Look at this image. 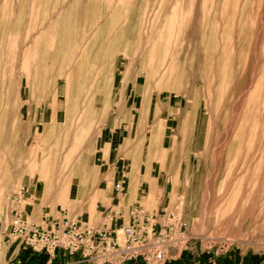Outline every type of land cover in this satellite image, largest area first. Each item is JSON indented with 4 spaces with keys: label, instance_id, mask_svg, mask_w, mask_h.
<instances>
[{
    "label": "rangeland",
    "instance_id": "rangeland-1",
    "mask_svg": "<svg viewBox=\"0 0 264 264\" xmlns=\"http://www.w3.org/2000/svg\"><path fill=\"white\" fill-rule=\"evenodd\" d=\"M32 1L0 0V227H8L9 232L14 209L23 214V206L37 205L28 197L27 187L37 184L35 190H39L44 179L46 193L47 178L53 175L55 216L60 217L61 210L68 214L90 211L89 223L96 226L99 222L93 219L101 216L95 205L104 199L91 204L81 200L85 196L81 191L75 201L69 195L71 190L70 197H75L76 183L94 180V165L99 167L98 188L106 177L97 149L105 124L112 125L111 115L117 112L124 121L113 127L125 131L118 152L126 174L137 161L138 172L148 169L157 184L169 180L162 207L177 209L187 233L227 237L264 251V0H150L145 5L147 10L150 7L146 19L152 27L149 37H140L143 42L137 45L140 59L136 62L154 69L155 88L150 92L153 112L142 124L139 135L143 140L133 154L125 141L138 135L129 125L139 114L137 106L131 109V103H117L122 74L116 68L125 62L121 56L112 61L116 71L111 81L110 76L106 78L110 90L99 88L96 75H82L78 81L71 77L68 86L63 76L58 103L52 90L54 76L48 82L42 75L20 76V64L31 68L36 62L31 61L35 53L30 51L35 43L45 48L40 53L42 64L54 68L55 63L50 58L54 42L35 35L43 12ZM34 10L38 16L31 22ZM11 24L17 26L8 27ZM152 37L157 39L155 59L147 58L154 54L148 51ZM56 62L71 67L76 61ZM101 65L102 59L97 65L82 63L90 73ZM135 77L136 86L142 89L143 72L137 70L133 83ZM104 97L108 103H103ZM169 100L179 107L181 121L185 119L179 130L182 140L178 145L174 142L173 148V141L164 136ZM178 119L169 120V125ZM149 128L153 134L159 133L160 146L147 162ZM168 133L177 134V130ZM41 167L44 173L39 171ZM64 186L67 189L56 195ZM20 188L26 197L21 202L12 197ZM141 203L151 210L160 197L145 198ZM5 243L0 239V264Z\"/></svg>",
    "mask_w": 264,
    "mask_h": 264
},
{
    "label": "crops",
    "instance_id": "crops-1",
    "mask_svg": "<svg viewBox=\"0 0 264 264\" xmlns=\"http://www.w3.org/2000/svg\"><path fill=\"white\" fill-rule=\"evenodd\" d=\"M37 5L42 8V23L39 31L35 33L36 36L46 37L47 43L54 42L53 55L50 58L55 59L53 63L54 68L46 63L43 65L40 58V53L45 51V48H40L37 43L34 44L31 52L35 53L31 61H36L31 68H26L25 65L20 64V76H27L29 73L32 75H42L48 77L45 81L48 82L49 78L54 76L53 89L55 91V103H58V97L60 96L61 82L64 81L63 76L66 78V85L71 82V77H74L76 81L77 77L82 75H96L97 84L103 91L110 90L107 85L106 78L110 76V81L114 76L116 70L121 71V79L117 84V92H119L121 98L117 103H131L129 108L133 109L135 106L138 108L139 117L137 121L131 123L129 128L137 135L133 139H126L125 146L129 148L131 154L134 153L135 147L140 146L143 140L142 135H139L142 129V124L150 112H153L151 108L150 92L155 88L154 86V74L155 71L148 64L147 67L139 64L136 60L140 59L138 55L140 37H149V28L152 27L150 21L147 22L148 10L146 4L150 3V0H34ZM23 3V2H20ZM29 3V4H31ZM50 5V6H49ZM53 5H55L53 7ZM40 8V9H41ZM37 9V8H35ZM22 15V14H21ZM38 16V11L34 10L30 14V21L34 22ZM149 17V15H148ZM22 19V17L20 18ZM23 20L27 23L28 16L24 14ZM27 25V24H26ZM16 24L8 25V27H15ZM145 28L147 30H145ZM156 28V24H155ZM11 33V31H10ZM141 35V36H140ZM154 37H156V30L154 31ZM151 38L148 51H152L154 54L152 58L155 59L156 43L157 39ZM105 43V44H104ZM103 44V45H102ZM109 45L110 48H108ZM47 49V48H46ZM73 52V56H68L69 52ZM103 52V53H102ZM119 54H115L118 53ZM60 53H65L64 56H60ZM1 54V48H0ZM119 56L125 60L124 63L119 65L116 70L113 62L115 59H119ZM73 59L76 62L73 66L69 67L68 64L64 65L57 60ZM102 59V65L94 68L95 72H88L89 68L82 67L83 61H90L92 64ZM25 60V59H24ZM42 60V61H43ZM28 70V72L23 71ZM137 70H140L144 74V86L139 89L136 86V77L134 83L131 79L132 76L136 75ZM22 80V79H21ZM23 82V80H22ZM68 86V85H67ZM42 89V88H41ZM103 103H108L105 99ZM169 103L166 107L168 109L167 116L165 118L164 136L169 138L171 148L174 147V142L178 145L182 140L180 133V126L183 124L181 118L177 115L179 108L174 102ZM131 113V111H130ZM179 118L173 125H169V120ZM129 122L128 118H125ZM124 120H120L117 116V112L111 115L110 126L105 127V135L101 138V145L98 147L99 166L101 171L106 175L105 178L97 186V177L99 167L93 166L92 170L95 174V178L89 179L88 181H81V184L76 183L77 192L74 198H71V190L69 198L73 201L77 200L81 194L85 196L84 201L94 202L98 198H103L104 201H99L95 205V211L100 214L101 219H93L94 223L99 222L96 227L100 226L102 218L105 217L106 210L111 206L110 201L113 194L112 185L113 181L119 174V169L125 167L123 157L118 152L119 142L125 139V131L121 127L116 130L113 125ZM130 123V122H129ZM153 125V124H152ZM177 130V134L166 135L168 130ZM112 132H111V131ZM138 131V132H137ZM149 128V142L147 146L146 160L150 162L155 155L157 146H160V135L159 133L153 134ZM91 137L90 141L93 140ZM89 141V142H90ZM88 142V143H89ZM158 142V144H156ZM88 146V145H87ZM126 171H127V167ZM40 172L44 173L43 167L39 169ZM128 173L127 188L126 192L119 199V205L122 209V221L125 224L128 220V212L131 205L138 201L141 203L145 198L149 201L155 196L160 197V203L156 208L162 207V200L168 195L167 182L157 184L156 177L151 175L148 169L137 170V161L132 163V167ZM138 172V174H137ZM51 179L47 178L48 190L44 192V179L38 189L35 190L37 184H34L28 189V197H32L35 201V206H23V215L25 214L32 223L40 226H48L54 220L60 219L55 216V175ZM174 177V176H172ZM46 178V177H45ZM174 185V184H173ZM176 189L174 188L171 199L172 201L176 196ZM155 195V196H154ZM87 196V197H86ZM26 198V197H25ZM165 200V199H164ZM46 205L38 206V205ZM103 206V207H102ZM48 210V211H46ZM88 212V213H87ZM90 211H82L84 217H89ZM76 214V213H73ZM90 214H92L90 212ZM31 216V217H28ZM92 220V221H93ZM99 220V221H98ZM118 221V223H120ZM8 227L4 229L0 227V239L1 242L5 243V249H3V262L2 264H83L80 261L78 254L70 255L66 250L58 248L55 250L53 256H50L46 252L33 251L21 245L18 241L8 237ZM170 256L173 259L169 260L166 264H264V251L256 249L251 246H247L240 243H235L227 252L220 255L206 254V253H194V252H182L179 256L177 255L176 248L171 247L169 249ZM77 256V257H76Z\"/></svg>",
    "mask_w": 264,
    "mask_h": 264
},
{
    "label": "built area",
    "instance_id": "built-area-1",
    "mask_svg": "<svg viewBox=\"0 0 264 264\" xmlns=\"http://www.w3.org/2000/svg\"><path fill=\"white\" fill-rule=\"evenodd\" d=\"M127 180L123 166L113 181L112 204L104 209L106 215L98 227L82 213L71 215L65 210H61L60 219L43 227L29 221L16 208L12 211L8 237L50 256L58 248L70 255L78 254L83 264H166L173 259L168 252L170 246L176 248L178 256L187 251L220 255L235 244L227 237L189 234L176 208L148 210L138 201L131 205L124 224L119 199L126 192ZM24 194L23 188L18 189L13 200L21 202Z\"/></svg>",
    "mask_w": 264,
    "mask_h": 264
},
{
    "label": "bare ground",
    "instance_id": "bare-ground-1",
    "mask_svg": "<svg viewBox=\"0 0 264 264\" xmlns=\"http://www.w3.org/2000/svg\"><path fill=\"white\" fill-rule=\"evenodd\" d=\"M174 178V177H173ZM65 189H67V187L66 186H64V187H62V189H60L58 192H56V195H58V194H60V193H62ZM62 197V196H61ZM82 201L84 200V198L83 199H81ZM80 200V201H81ZM79 201V200H78ZM81 201V202H82ZM56 202V201H55ZM69 208H70V206H68ZM71 215H74V214H71ZM27 218V217H26ZM28 219V218H27ZM29 220V219H28ZM30 221V220H29ZM170 247H172V246H170ZM170 247H169V249H170ZM174 248V247H173Z\"/></svg>",
    "mask_w": 264,
    "mask_h": 264
}]
</instances>
